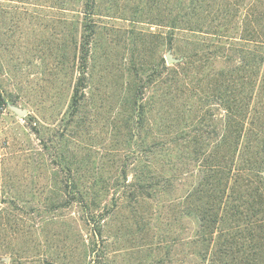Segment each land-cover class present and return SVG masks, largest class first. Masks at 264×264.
Segmentation results:
<instances>
[{"label":"rangeland","instance_id":"1","mask_svg":"<svg viewBox=\"0 0 264 264\" xmlns=\"http://www.w3.org/2000/svg\"><path fill=\"white\" fill-rule=\"evenodd\" d=\"M139 1L97 0L101 8L110 10L97 22L84 109L66 125L78 78L77 44L83 36L77 18L84 13L76 11V0H0V208H7L1 214H8L10 223L18 226L19 236L11 245L24 257L48 256L53 264H186L182 242L190 221L183 213L179 189L159 190L152 199L122 206L120 196L101 238L92 237L76 206L56 211L54 217L49 211L53 192L60 188L54 187L52 178L58 172L52 161L58 154L67 159L83 188L95 178L106 185L117 178L121 181L124 154L140 141L137 136L129 140L125 123L136 87L133 67L147 72L160 56L165 60L167 52L180 60L192 53L189 33L133 23L128 13ZM241 1L253 4V15L263 17L264 23V0ZM154 12L145 8L151 16ZM159 14L167 16L166 7ZM199 38L204 45L209 42ZM165 64L172 66L166 60ZM178 87L180 82L160 105L155 99L148 102L146 134L141 135L146 143L171 140L167 126L178 124L176 115L188 108L191 115L198 114L203 108L200 94L191 97L196 92L192 84L180 93ZM12 107L25 110L26 115L19 117ZM159 116L167 124L162 131L157 129ZM165 153L153 162V173L165 175L169 160ZM32 208L38 212L31 213ZM90 244L91 256H87Z\"/></svg>","mask_w":264,"mask_h":264},{"label":"trees","instance_id":"2","mask_svg":"<svg viewBox=\"0 0 264 264\" xmlns=\"http://www.w3.org/2000/svg\"><path fill=\"white\" fill-rule=\"evenodd\" d=\"M253 6L241 0L139 1L128 13L133 23L160 24L171 33H189L192 53L172 66H166L160 56L147 72L133 67L136 87L125 123L129 140L137 136L140 141L124 154L121 181L117 178L106 185L95 178L83 188L64 155L53 158L58 165L52 175L54 187L60 188L49 202L52 217L56 211L76 206L80 221L91 227L92 237L101 238L106 218L118 206L120 196L122 206L152 199L159 190L179 189L183 213L190 221L182 242L186 264H264V23L263 17L253 15ZM146 7L157 12L151 16L145 13ZM162 7L167 16L159 14ZM107 9L97 0H76V11L84 13L82 19L77 18L83 36L77 44L78 78L66 125L84 109L97 22L107 16ZM201 36L209 42L204 45ZM178 82L181 88L193 85L196 92L191 97L200 94L203 108L192 115L191 108L183 110L175 117L177 125L167 126L159 116L157 129L170 127L172 138L146 143L141 135L146 134L148 102L155 99L160 105L176 91ZM163 152L169 158L168 169L159 175L150 167ZM6 210L0 208V264H53L48 256L27 258L14 250L11 242L20 232L6 218L8 214H1ZM33 212L38 210L32 208ZM86 250L91 256V244Z\"/></svg>","mask_w":264,"mask_h":264},{"label":"water","instance_id":"3","mask_svg":"<svg viewBox=\"0 0 264 264\" xmlns=\"http://www.w3.org/2000/svg\"><path fill=\"white\" fill-rule=\"evenodd\" d=\"M165 60H166V63L168 65L177 64V63H179L181 61L180 59L173 58V56L171 55V52H167V54L165 56ZM11 109L19 117H23V116L26 115V111L25 110H21L19 108H14V107H12Z\"/></svg>","mask_w":264,"mask_h":264}]
</instances>
